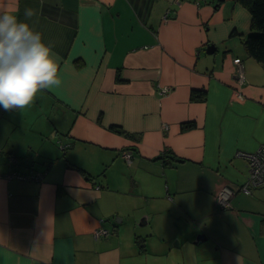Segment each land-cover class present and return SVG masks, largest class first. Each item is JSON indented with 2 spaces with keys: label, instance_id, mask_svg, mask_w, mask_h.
<instances>
[{
  "label": "crops",
  "instance_id": "1",
  "mask_svg": "<svg viewBox=\"0 0 264 264\" xmlns=\"http://www.w3.org/2000/svg\"><path fill=\"white\" fill-rule=\"evenodd\" d=\"M25 8L59 57L62 83L30 107L0 108V264H142L140 216L204 236L196 264H263L264 211L246 208L240 190L249 171L239 153L264 142V67L242 42L246 8L0 0L21 21ZM225 185L235 193L222 207Z\"/></svg>",
  "mask_w": 264,
  "mask_h": 264
},
{
  "label": "clouds",
  "instance_id": "2",
  "mask_svg": "<svg viewBox=\"0 0 264 264\" xmlns=\"http://www.w3.org/2000/svg\"><path fill=\"white\" fill-rule=\"evenodd\" d=\"M35 15L25 8L21 21L13 12L0 10V108L6 111L30 107L38 93L62 83L53 46L27 22Z\"/></svg>",
  "mask_w": 264,
  "mask_h": 264
},
{
  "label": "rangeland",
  "instance_id": "3",
  "mask_svg": "<svg viewBox=\"0 0 264 264\" xmlns=\"http://www.w3.org/2000/svg\"><path fill=\"white\" fill-rule=\"evenodd\" d=\"M245 193L244 206L246 208L258 205V209L264 211V187L253 189L252 193ZM140 218L141 216L138 220ZM125 224L121 222L122 227ZM136 227V234L145 240V250L141 253V258L136 255L134 261L136 258L138 260L143 258L142 264H196L201 258L199 251L204 248L205 242L195 244L194 241L200 234L193 235L189 226L177 225L174 222L167 223L165 216H157L146 224H137ZM253 229L257 234L261 233L257 223ZM243 245L250 254H253L254 245L250 244L245 236ZM259 247L264 262V238L259 239Z\"/></svg>",
  "mask_w": 264,
  "mask_h": 264
},
{
  "label": "trees",
  "instance_id": "4",
  "mask_svg": "<svg viewBox=\"0 0 264 264\" xmlns=\"http://www.w3.org/2000/svg\"><path fill=\"white\" fill-rule=\"evenodd\" d=\"M250 14V26L246 34L242 36V42L246 49L248 56L252 57L255 61L262 64L264 67V0H236ZM119 80V78H117ZM109 129L115 133L126 135L122 127L119 125L111 124ZM160 157V156H159ZM158 157V158H159ZM163 164H167L166 160H162ZM171 164V162L169 163ZM250 186L251 187H260ZM136 242L142 243V238L137 236Z\"/></svg>",
  "mask_w": 264,
  "mask_h": 264
},
{
  "label": "built area",
  "instance_id": "5",
  "mask_svg": "<svg viewBox=\"0 0 264 264\" xmlns=\"http://www.w3.org/2000/svg\"><path fill=\"white\" fill-rule=\"evenodd\" d=\"M240 80L243 79V75H240ZM247 163L249 178L246 184L241 186L240 190L243 192H250V186H259L264 185V142L253 152H241L239 153ZM122 157L129 160L130 153L123 152ZM38 173H33V178H37ZM235 193V189L230 186H223L220 190L217 191L215 195L216 201L222 207L228 206V201ZM108 233L107 229L99 228L95 230L96 236H103Z\"/></svg>",
  "mask_w": 264,
  "mask_h": 264
},
{
  "label": "water",
  "instance_id": "6",
  "mask_svg": "<svg viewBox=\"0 0 264 264\" xmlns=\"http://www.w3.org/2000/svg\"><path fill=\"white\" fill-rule=\"evenodd\" d=\"M214 51V46H212V45H207V48H206V54H211L212 52ZM243 191V190H242ZM144 217L145 216H142V218H140V221L138 222V225H141V223H142V221H143V219H144ZM204 240L205 239V237L204 236H202V235H198L197 237H196V240L194 241V243H198L200 240Z\"/></svg>",
  "mask_w": 264,
  "mask_h": 264
}]
</instances>
